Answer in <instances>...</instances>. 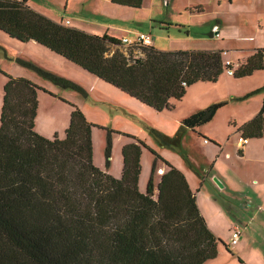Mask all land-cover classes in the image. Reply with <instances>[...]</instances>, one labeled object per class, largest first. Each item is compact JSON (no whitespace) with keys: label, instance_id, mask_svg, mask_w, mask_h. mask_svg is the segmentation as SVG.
Masks as SVG:
<instances>
[{"label":"trees","instance_id":"obj_1","mask_svg":"<svg viewBox=\"0 0 264 264\" xmlns=\"http://www.w3.org/2000/svg\"><path fill=\"white\" fill-rule=\"evenodd\" d=\"M28 1L0 0L2 33L19 42H37L157 111L173 109L172 101H181L187 88L217 82L229 68L235 79L264 70V49L230 67L222 50H124L121 40L56 22ZM111 1L135 9L144 3ZM18 62L60 87L81 90L31 62ZM0 74L7 77L0 116V264H205L218 256L223 242L209 228L184 173L166 162L155 198V163L141 192V157L149 149L159 158L154 150L132 137L122 149V175L116 178L94 164L96 126L80 108L73 106L63 139L47 138L36 130L35 119L39 92L51 93L29 79ZM226 103L197 111L182 125L196 130ZM240 131L244 137H261L264 107Z\"/></svg>","mask_w":264,"mask_h":264},{"label":"rangeland","instance_id":"obj_2","mask_svg":"<svg viewBox=\"0 0 264 264\" xmlns=\"http://www.w3.org/2000/svg\"><path fill=\"white\" fill-rule=\"evenodd\" d=\"M92 1L29 0L31 7L33 6L43 11V15L52 20L69 19L73 23L82 20L84 21L83 27H89V23H96L113 27L120 34H150L155 40L156 45L162 50L182 47L183 49L187 48V50H189V47L191 50H198L195 48L213 47L215 41L210 39L212 37L218 39V42L224 39L220 45L226 47L230 45L247 47L253 43L264 44V11H261L260 14L251 13L239 7L237 0L236 6L232 9H230L231 7L227 1H222L219 5L218 2H212L210 4L211 6L209 5L204 13L201 15L194 14L193 17L189 13V0H177L176 8H170L168 13L165 11L168 6L163 5V0H156V7L153 9V12L151 11L150 5L146 4L142 8L134 10L115 7L113 8L115 11H110V13L102 8L95 7ZM100 15L101 17H99ZM159 17L164 20H161ZM214 20L221 22L222 29L221 27L220 29L217 28L213 30L212 34V22L210 21ZM66 23L64 24L67 25ZM169 26H171L169 30L165 29ZM187 30L188 32H186ZM189 32L193 37H197L189 39ZM216 32H219V34L217 35ZM202 36L208 38L200 39ZM3 38L6 37L0 31V70H25L28 74L34 75L35 79L40 81L39 86L51 93H45L42 90L39 92V108L35 119L36 130L45 137L50 139L54 138L56 135L54 132L58 128L59 135L57 134V136L63 139L67 129L66 127H68L70 122L73 106H77L86 113L91 123L96 126L93 128V162L97 167L104 170L107 169L112 176V173H116V175L122 173L123 147L132 141V137L143 141L159 155V158L149 149L143 151L139 185L142 190L147 188L156 163V171L154 174L155 198L158 197V183L161 178V175L157 173V169L165 168L167 170L166 162L174 166L176 165L178 169H184L189 173V167L192 162L198 165L202 162L209 161L208 154L204 153L205 145L202 139H199L197 134H194L192 130L182 125V120L190 116L189 110L195 105H201L203 100L210 94L209 91L202 89L201 85H194L187 88L186 94L181 101H172L174 105L173 109L157 111L141 105L136 99L123 95L119 90L107 85V83L83 71L81 68H61V66L46 62L40 55L26 52L25 57L27 59H33L45 65L47 67L46 69H48L46 71L75 83L81 90L60 87L37 72L22 66L17 60L19 55L15 56L10 52L8 53L6 48L2 46L4 45ZM209 43L212 44L209 45ZM116 48L117 46H113L112 50ZM123 49L127 50V47L124 46ZM134 53L141 55L139 50H136ZM69 65L76 68L72 63H69ZM72 70H75V72H72ZM221 78H229L234 84V91L238 90L243 93L246 90L256 87H261L264 91V70L257 71L253 75L239 80H236L233 76H229L226 71ZM259 93L261 94L263 92L260 91ZM3 97L4 90L0 88V116ZM241 106V103L232 102L219 109V113L217 114L218 118L216 116L215 123H207L198 131H206L207 133L226 137L228 132L224 130L226 129V125L223 126V124L227 122L228 116H239ZM230 128L235 129L233 124L230 125ZM240 136L241 133L232 137V143L234 145L239 143ZM227 137L230 136L227 135ZM109 139L111 140V155L108 158L107 148ZM237 148L238 151L242 149L240 145ZM189 155H191L190 158ZM108 162L109 166L107 168ZM193 168L196 169L195 167ZM199 172L203 176L206 173L202 168H199ZM215 178L219 179L217 176ZM213 181L215 182L214 178ZM215 199L223 206L225 215L230 221L233 219L236 222L238 221L237 218L240 219L242 215L245 216L242 219H246L247 216L251 217L256 211V207L252 203L247 205V209L249 210H245L241 208L242 205H239L238 201L236 203L234 202L236 207H233L224 198L216 196ZM206 209V217L215 216L212 207L207 205ZM247 212L249 213L247 214ZM263 217L264 215L260 214L256 220L259 222ZM241 225L243 224L241 223ZM242 228L245 230L244 227ZM251 233L256 234L252 232V229L246 231V233L243 232L242 240L248 239L249 241L255 238L258 243H254L252 248L246 246L247 248L244 250L243 256L249 260L257 259L262 264L264 261V231L260 230L259 234H256L257 236L254 238ZM224 241L230 246L231 251L235 253V245L231 244V236ZM225 257L227 262L222 261ZM231 261L234 262L233 264L243 263L239 261L238 257H232L223 250L210 263L230 264ZM243 264L248 263L244 262Z\"/></svg>","mask_w":264,"mask_h":264},{"label":"crops","instance_id":"obj_3","mask_svg":"<svg viewBox=\"0 0 264 264\" xmlns=\"http://www.w3.org/2000/svg\"><path fill=\"white\" fill-rule=\"evenodd\" d=\"M222 1L229 2V6L231 7L230 9L236 6V0H189V3L188 2L187 3L189 4L188 8H189L190 16L193 17L194 14L201 15L202 13L205 12V10L209 7V5L212 4V2L213 3L218 2V5H219L222 3ZM237 1H238L239 7L246 9L251 13L260 14L261 11L262 12L264 11V0H237ZM176 3H177V0H163V5L168 6V8L165 10L166 13L170 11V8L172 9L176 8ZM92 4L95 7L102 8L108 13H110V11H115L113 10V8L115 7L127 8L131 10L135 9V8L127 7V6L116 5L112 3L111 0H93ZM146 4L150 5L151 11L153 12V9L156 7V0H144L143 6ZM28 5L30 6L29 1H28ZM31 8L36 11L39 10L33 6ZM41 12L43 14V11H40L39 13ZM158 15L161 16L160 14ZM99 17H101V15ZM162 19L163 18H161V20ZM54 21L61 22L63 24L69 21V25L67 26L75 27L77 29L84 30L91 34H97V35L107 34L119 40H121L124 37H132L135 34V33H131V35L120 34L113 27L103 26L101 24H96V23L88 24L85 22L86 24H88L89 27H83L84 21L82 20L76 21L75 23H73V21L69 19H61V20L55 19ZM210 22H212V26H211L212 34H213V30H216L217 28L220 29L221 27L222 29L221 22H219L218 20H214ZM170 27L171 26L166 27L165 29L169 30ZM186 32H188V30ZM216 34L218 35L219 32H216ZM201 35H205V34H201ZM4 37L6 38H3L4 45L2 46L6 48L8 53L10 52L15 56L19 55L18 59L22 58L24 60H28L29 62L41 68L43 67V69L45 70H48L46 69L47 67H45V65H42L41 63L33 59H27L25 57V53L30 52L31 54H36L38 56L40 55L44 60H46V62L51 63L53 65L61 66V68L73 67L70 69H80L76 65H75L76 68H74V66H70L71 65V64L69 65L70 62L67 61L65 58L61 57L60 55L55 54L54 52L50 51L49 49L45 48L44 46L38 44L35 41H29V42L23 43V42H19L15 39L10 38L6 34H4ZM196 37H193V35L190 34L189 32V39L196 38ZM205 38H208V37L202 36V38L200 39H205ZM210 39L212 41H215V43H213V47H208V48L200 47L201 49L200 48H195V49L206 50V51L222 50L223 52H227V54L224 55V57L225 59L231 60L234 66H238L239 64L244 62L248 57L253 55L258 49H264V44H261V43L260 44L253 43L247 47L239 46V45H234V46L230 45L229 47H226L224 45H220V43H222L224 39H221L220 40L221 42H218V39L214 37ZM210 44L212 43H209V45ZM153 46L159 50H162L156 45L154 39H153ZM180 49H183V47L177 48V49H171V50H180ZM183 50H187V48ZM189 50H191L190 47H189ZM163 51H168V50H163ZM2 70H4L3 72H5L6 74L10 76L23 77V78L29 79L30 81L37 84L38 86L40 85L39 84L40 81L35 79L34 75L32 76L28 74L27 71L25 70H18V71H6L5 69H2ZM72 72H75V70H72ZM2 75L3 74H0V80L2 81L1 89H3V86L7 80V77L5 75L3 76ZM1 76H2V79H1ZM236 80H239V79H236ZM107 85H110V84H107ZM194 85H201L202 89L209 91L210 94L203 100V103L201 105L193 106L189 110V115H192L193 113L197 111L203 110L212 104L222 102V101H227L226 105L232 102L241 103L242 105L241 113H239V116H228L227 122L223 124V126L226 125L225 126L226 129L224 130L228 132L227 135H229L230 137H227V135L226 137H223L217 134L207 133L206 131L199 132L198 130L202 126L197 128L196 130L190 129L192 130L194 134H197L199 139H202L205 145V146L203 145L205 148L204 153L208 154L209 161L202 162L200 163L201 165L200 164L196 165V163L192 162L189 167V173H187V171H185L184 169H179L181 170L182 173H184L191 190L196 194L197 204L199 206V209L202 215L206 219L209 228L218 238H220L221 240L223 239L222 240L223 244L228 245L226 241L224 240H226V238H229L231 236V230H233L236 227L241 228V230H243L242 227H244L245 229L243 230L244 233L252 229V232H255L257 235L259 234L260 230L264 231V217L261 218L259 222L256 220L258 215L260 214L264 215V133L259 138H248L247 137L249 139V142L245 144L244 146H240L242 149L239 151L237 147L240 145V143H238L239 145L238 144L234 145L232 143V137L241 133L240 127L244 125L245 123L251 121L264 107V91H262L263 93L261 94L260 93L254 94L247 98L245 97L246 94L256 90V88L259 89L261 87L249 89L241 93V91L233 90L234 84L229 78H221V77L218 79L217 82H199ZM110 86L114 87L112 85ZM114 88L117 89L116 87ZM120 92L123 95L128 96L122 91ZM116 95L118 96V94ZM176 102H179V101H176ZM140 104L143 106H146L142 103ZM83 113L88 119L86 113L84 111ZM218 113H219V110L217 111L213 120L209 123H215L216 119L218 118L217 116ZM88 121L91 122L89 119ZM231 124L234 125L235 129L230 128ZM54 134L59 135L58 128H56ZM199 134H201L204 138H207L208 140H210V142L205 143L203 137H200ZM241 136L243 135L241 134ZM190 157L191 155H189V158ZM193 167H195L196 169H194ZM176 168L178 167L176 166ZM199 168L200 169L202 168L203 170H205L206 173L204 176L200 174L201 172H199ZM104 171H107V169ZM112 174L116 178H120L122 175V173H120V175H116V173H112ZM215 176H217L220 179L218 180L223 184L222 187H219L213 181V178H215ZM139 189L141 192H145L147 188L145 190H142V188L139 185ZM216 196L224 198L225 200H227L228 204H230L233 207H236L235 203L236 201H238L239 205H242V207L241 206L240 207L245 210H249L247 209V205H249V203H252L255 205L256 211L251 215V217L247 216L246 219H242V217H245L242 215L240 219L237 218L238 221L235 222V220L233 221V219H231L230 221V219L227 218L225 215L226 213L223 209V206H221L218 203V200L215 199ZM207 205L212 207V210L215 212V216L206 217L207 216V213H206ZM242 211L244 212V210ZM248 213L249 212H247V214ZM240 222L243 225H241ZM243 232L241 234L239 243L235 245V253H233L234 251H232V254L229 253L225 249L224 245L220 243L218 256L223 250L227 252L228 254H230L232 257H238V259H241L240 261L241 263L245 262L248 264H260L259 260L257 259L249 260V259H246L245 256H243L244 250L247 248L246 246H250V248H252V245L254 243L256 244L258 243L257 240H255L254 238L257 235L254 233H251L252 237L254 238L253 240H249V241L248 239L242 240ZM211 261L212 260L206 262L205 264H216V263H210ZM222 261L227 262L226 257L223 258ZM233 263H234L233 261L230 262V264H233ZM262 264H264V261Z\"/></svg>","mask_w":264,"mask_h":264},{"label":"built area","instance_id":"obj_4","mask_svg":"<svg viewBox=\"0 0 264 264\" xmlns=\"http://www.w3.org/2000/svg\"><path fill=\"white\" fill-rule=\"evenodd\" d=\"M66 24L68 25L69 21H67ZM121 42L126 47H150V46H153V38L151 37L150 34H145V33H135L134 36H132V37H124L121 39ZM226 54H227V52H223V55H226ZM225 65L230 67L231 65H233V63L231 60L225 59ZM227 74L229 76H233L234 75V69L229 68L227 70ZM204 142L208 143L209 140L205 139ZM248 142H249V139L247 137L240 136V138H239L240 146H244ZM157 173L159 175H163L165 173V168H158ZM241 234H242V230L239 227H236L233 230H231V244L232 245H237L239 243Z\"/></svg>","mask_w":264,"mask_h":264},{"label":"water","instance_id":"obj_5","mask_svg":"<svg viewBox=\"0 0 264 264\" xmlns=\"http://www.w3.org/2000/svg\"><path fill=\"white\" fill-rule=\"evenodd\" d=\"M2 87V81L0 80V88ZM214 180H215V182L217 183V185L219 186V187H222L223 186V184L217 179V178H214Z\"/></svg>","mask_w":264,"mask_h":264}]
</instances>
